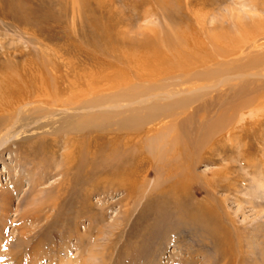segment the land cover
Here are the masks:
<instances>
[{"label": "rangeland", "instance_id": "374dc122", "mask_svg": "<svg viewBox=\"0 0 264 264\" xmlns=\"http://www.w3.org/2000/svg\"><path fill=\"white\" fill-rule=\"evenodd\" d=\"M151 1L0 0V264H264V0ZM242 28L259 39L229 62L234 71L253 61L242 78L196 80L176 98H152L176 88L138 80L117 88L132 95L124 93L121 109L101 102L102 94L77 97L81 74L108 71L113 51L150 58L155 48L169 51L164 40L171 35L209 45L224 34L233 43ZM207 47L213 55L223 52ZM208 83L214 86L196 88ZM249 97L259 100L260 112L229 111ZM162 107L178 116L147 119L148 110ZM219 114L226 116L222 130L203 137ZM126 120L139 133L127 146L115 138L127 132ZM170 122L178 125L172 133L180 129L198 144L190 151L195 168L187 171L197 178L193 199L204 200L214 182L228 185L214 194L226 229L241 235L233 244L187 227L180 213L191 198L164 196L176 174L164 163L188 162L159 139ZM116 150L124 155L113 158ZM120 164L134 181L132 191L122 175L111 174Z\"/></svg>", "mask_w": 264, "mask_h": 264}, {"label": "bare ground", "instance_id": "6f19581e", "mask_svg": "<svg viewBox=\"0 0 264 264\" xmlns=\"http://www.w3.org/2000/svg\"><path fill=\"white\" fill-rule=\"evenodd\" d=\"M140 1L143 4L144 3H147L148 4V2H149V0H140ZM152 1L153 2L157 1V3L159 1L160 2H163V5H165V6L170 5V0H155V1L152 0ZM261 22H259V23H261ZM262 24H264V23H262ZM256 25H258V24H256ZM260 27H259V29H260ZM99 29H100V27H99ZM242 29H244V28H242ZM255 29H256V27H255ZM205 31H207V30H205ZM243 31H240L238 33V35L236 37L237 39L236 40H233V43L228 42L226 40L224 34H222L221 37L219 36V38H215L216 36L213 37V38H209V45H207L208 43H206L204 40H199V38H190L189 36H182L183 38L181 37L182 39L180 40V39H177L176 38L177 35L175 37H172V35H171L169 38H165V40H164L165 41V44L164 45H166V48H168L169 51L163 50V48H161V47H158V50H157V48H155L156 49V52H153V54H152V56L150 58H149L150 55L147 56V57H136V53H130V52L129 53H126V51H120V52H118V53L115 54L114 51H113L110 54L114 57V59H112V62L109 63V65H110L111 68L109 67L108 68V71L107 70H105V71L102 70V71H99V72L98 71L97 72L96 71H92L90 73L88 72V73L81 74L82 75L81 77L79 76L80 78L76 82V84H77L76 86L81 87L83 89V91L80 92V94L78 92L77 93V97L79 96V98L82 99L85 96H88V97L91 96L92 98L94 96L96 98L98 95H101L102 94V98H101L102 100H101V102H103L104 99H105V102L108 101L110 103V101H111V103H113V106H111L109 108H118V109H121V108H124L123 106H125L124 102H127V101H125V100L128 99L126 97H128L131 94H130V92L129 93L128 92H120V93H117L116 92L117 88L118 87H121V86L123 88L124 87H127V86H129L130 83L137 82L138 80L139 81H145V82L149 83L152 87H155L156 85L159 84V86H161V88H168V87H175L176 88L175 91H167L164 94H161V93H158V94H155V95L152 94L153 95V96H151L152 98L153 97H159V96H161V97L164 96L165 98H170V97L173 98V96H175L174 98H176L177 95H180L183 92L180 89V87H183V86H185V85H187L189 83H193V81H196V80L221 79V77L222 78L224 77L223 79L219 80L220 82H224L225 80H227L225 78L227 75H232L231 78H228L229 80L230 79H233L235 77L242 78V77H244V76L247 75V72H244V70L242 71V69L246 68L247 66L249 67L250 65H252L251 63L253 61L250 64L243 65L242 67L237 68L234 71H230L229 70V67H230L229 66L230 65L229 62L231 63L230 60H232L233 57L236 58L237 56L238 57L242 56L246 49H249L251 51L253 49H255L254 47H257L258 46L257 41L259 40V39L255 38V36H252L251 35L252 33L250 34V31L248 29H244ZM210 32H211V30H210ZM260 33H261V31H260ZM166 37H167V35H166ZM208 37H207V39H208ZM232 39H235V38H232ZM214 44H215V46H218V47L222 48V51L223 52H221V51L218 50L219 52H217V55L216 54L213 55L214 52H213V54H211L209 52L210 50L207 49L208 48L207 46H210L211 47V46H214ZM109 49H110V47H109ZM114 49H116V48L114 47ZM228 54H229V56H228ZM249 55H251V54H249ZM90 56L92 58L98 57L97 55L90 54V53L88 55H86L87 58H91ZM115 57L118 59V63L117 64L116 63H113L114 60H115ZM228 57H230V59H228ZM238 57L236 59H234L232 62H236V60L238 59ZM260 59L261 58H259L257 60H260ZM249 62H250V59H249ZM214 66H217V68L213 69ZM109 69H111V70H109ZM249 69H250V67H249ZM249 69H245V70H249ZM254 75H255V73H254ZM207 80H205V81H207ZM163 82H165V85H162L161 84ZM196 86H197V84H196ZM213 86H214V84L213 85H210L208 83V85L206 84L205 86L202 85V86H198L196 88L199 89V90H203L205 88H209V87H213ZM177 87H179V88L177 89ZM71 91H73V90H71ZM262 92L264 94V91H262ZM124 93H127L128 96H125ZM20 95H19V97H20ZM255 95H256V93H255ZM145 97L146 98H151L149 96H145ZM143 98L144 97H142V98H139V97L133 98L132 97L131 100H136L137 102L138 101L140 102V101L143 100ZM251 98L252 99H250V97L249 98H241L237 102V105L236 106H231V107H228L227 106V107H228V109H229V111L231 113H232V111L233 112H236L237 111L239 113V112H242L243 109H247V108H249L251 111H254V110L259 111V109L257 108V105H258V101L259 100L257 101L256 97H255V99L253 97H251ZM175 100L177 102H180V103H182V101H183L179 97H178V99H175ZM92 101H93V99H92ZM105 102H103V103H105ZM137 102H136V104H137ZM194 102H195V100H194ZM253 104H254V106H252ZM182 105H184V104L182 103ZM233 105H234V103H233ZM90 106H92V105H90ZM259 107H261V106H259ZM166 110L167 109L166 108L163 109V107L160 110H157L156 112H153V109H150V110H148L149 112L147 111V113H146L147 119L152 118L153 116H155L157 114L158 115H161L162 113H163V115H166V116L172 117V118H176V115L178 116L177 113H173V112L167 113ZM122 112H123V110L119 111L118 113L122 114ZM194 113L195 112H192V113L189 112V114L187 115V117L188 118H191ZM181 115H182V113H181ZM224 115L225 114H222V115L219 114V116L217 117V119L214 120L213 123L208 124L206 126H204V124H205V122L207 120L203 122V125H202V127L204 126V128L202 130L203 137L207 136V134L209 135V134L215 133V132L219 131L221 128H223V124L225 122L224 120H226V116H224ZM134 117H135V121H137L138 120V117L136 115ZM168 117H164V118H168ZM129 118H131V117H129ZM199 118L200 117H198V119ZM202 118H204V117L202 116ZM179 119H181V118H179ZM142 120L140 122H142ZM210 121L211 120H209V122ZM123 125H124L123 128L128 129V130H125L127 132H124L123 131L124 129L121 130L123 132L119 131V129H118L119 133H116L115 138H117L118 140H120L121 143L122 142L125 143V145L127 146L129 143H131L132 141H135V139L139 137V135H138L139 133L136 132V131H138V129L137 128L135 129V126H132L133 124H131L129 121L127 122V120H126ZM164 125L165 126L163 127L162 132H165L166 134L163 135V138H160L159 137V139L162 140L163 142L165 141L166 144H168L171 147V148H169V150H172V151H174V150L180 151V153L184 156V157L182 156L183 157L182 159H185V157H186V160L188 161L187 163L178 162L176 160V158L173 157L172 159H174V160H171L170 162L167 161L166 163H164V164H166V168L168 170L171 169L170 171H172V172L175 171V173H176L175 174V182H172L171 181V184L168 186V190H166L167 192L165 193L164 196L165 197L167 196L166 198H169L171 200L172 199L177 200L178 202H179V200H182V198H187V197L191 198V199H188L189 201L191 200V204L190 205H186L187 206L186 210H184V211H182L180 213V214L183 215V217H181V218H184V219L186 218V219L189 220V221H186L185 222V223L188 224L187 227H189L192 231L193 230H198V229L199 230L206 231L207 233H209L210 235L213 236L211 238V240L212 239L214 240L216 238L218 241H221L223 238H225L224 241H227L228 244L229 243H232L233 244L232 241L234 239L238 240V237H240L241 235H237V233H236V238H234L233 237L234 234L233 235L230 234L231 230L229 232V230L226 229V226L225 225L227 224V226H228V222H227V219L226 218H228V217H226V214L225 213H224L225 214L224 215L221 212V210H220L221 209V206L219 204L220 203L219 202L220 200L217 199L215 197V194H214L216 188L220 187V188H223L224 189V188H226V186L228 187V185L223 184V183H221L219 181L218 182H214L212 184V186H211L212 189L214 190V192H211L212 189L209 190V188H208L204 192L205 193V196H206L204 200H201V201L194 200L193 199L194 196H192V193H189V189L194 184V181H197V178L194 177L193 174H190L187 171L188 170L189 171L190 170H193L195 168L196 162L191 158L190 151L195 152V149H196V147H197L198 144L193 142L194 141V138H192L191 135L188 136L185 133L184 134H182V133L180 134L179 133V130L180 129L178 131H175V133H172V130H177L178 129L177 128L178 125H176L174 123H171V122H170V124H164ZM120 127H122V126H120ZM201 128H200V130H201ZM182 129H181V132H182ZM132 131H134V132H132ZM192 136H194V135H192ZM115 149H117V148H115ZM120 152L121 151L116 150L115 153H113V158L117 159V155L120 156L121 154H123V153H120ZM174 154H177L175 156H177V158H179V156H178L179 152L174 153ZM211 154H213V153H211ZM211 154H210V156H211ZM164 155H165V153H163V157H164ZM169 155L170 154H168V156ZM170 158H171V156H170ZM165 161H163V162H165ZM174 161H176V162H174ZM123 166H124L123 164H120L119 166H117V170L118 171H116V172L113 171L114 173H111V174L113 176H115V177H118V176H121L122 175L121 176L122 177V183L123 182L126 183L124 185L129 186L128 190H131L132 191L134 189L132 187L133 184H134V181H132L133 183L130 182L131 180L129 179V177L127 175L128 173H125L124 172V171H128V170H127V168L126 169L124 168L125 170L123 171ZM128 167H130V166H128ZM172 167H174V168H172ZM188 200H186V201H188ZM231 226L232 227L235 226L234 220L231 221ZM235 227H237V226H235ZM236 230H237V228H236ZM235 232H233V233H235ZM224 233H227V234H225L223 237H216L217 235H220V234L222 235ZM206 239L208 240V238H206ZM203 241L206 242V240H203ZM222 245H225V244L223 243Z\"/></svg>", "mask_w": 264, "mask_h": 264}]
</instances>
